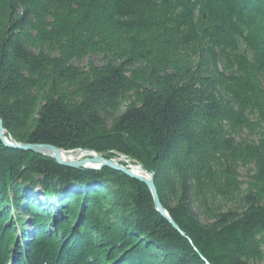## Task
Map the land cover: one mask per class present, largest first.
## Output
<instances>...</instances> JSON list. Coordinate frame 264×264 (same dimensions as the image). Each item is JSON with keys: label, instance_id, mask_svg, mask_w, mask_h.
<instances>
[{"label": "trees", "instance_id": "1", "mask_svg": "<svg viewBox=\"0 0 264 264\" xmlns=\"http://www.w3.org/2000/svg\"><path fill=\"white\" fill-rule=\"evenodd\" d=\"M0 119L180 228L0 139V264H264V0H0Z\"/></svg>", "mask_w": 264, "mask_h": 264}, {"label": "water", "instance_id": "2", "mask_svg": "<svg viewBox=\"0 0 264 264\" xmlns=\"http://www.w3.org/2000/svg\"><path fill=\"white\" fill-rule=\"evenodd\" d=\"M3 131H6V129L3 126L2 119H0V139L4 142V144L6 146L19 148V149H23L26 151H33L35 153H38V154H41L44 156L52 157V158H55L58 163L63 164V165L72 166V167L86 166V167H90V168H94V169H99L103 166H109V167H112V168L117 169L119 171H122L131 177L139 179L140 181L144 182L149 187V189L151 190L153 198H154L156 209L163 216H165L176 229L180 230L178 224H176V222L172 219L169 212L162 205V203L159 199L157 189H156V186L154 184V173L153 172L147 171V173L150 175L149 179L142 177V176L135 175L133 172H131L130 169H128V168L124 167L123 165L117 163L112 158H106V157L102 156L100 153L96 152L95 150H92L93 152H95V154H97L96 158H94V159L88 157L84 160H63V159L59 158L58 155L55 156L49 152V151H51V152H54L57 154L60 150H62L61 148H59L55 145L18 142V141H16V139L13 136H10V139H8L7 137H4ZM79 150H85V149H79ZM90 163H94V165L91 166Z\"/></svg>", "mask_w": 264, "mask_h": 264}, {"label": "bare ground", "instance_id": "3", "mask_svg": "<svg viewBox=\"0 0 264 264\" xmlns=\"http://www.w3.org/2000/svg\"><path fill=\"white\" fill-rule=\"evenodd\" d=\"M4 137H7L10 139L9 136L6 135V131H3ZM60 150L57 154L54 152L49 151L53 155H58L59 158L63 160H80L85 157H90L92 159L96 158L97 154L93 152L91 149H85V150H76V151H66V150ZM103 156V155H102ZM117 163L123 165L124 167L128 168L133 172L135 175L145 177L147 179L150 178V175L147 173V170L141 166L140 164H131L128 159H124V157L119 159H114ZM90 165H94V163H90Z\"/></svg>", "mask_w": 264, "mask_h": 264}, {"label": "rangeland", "instance_id": "4", "mask_svg": "<svg viewBox=\"0 0 264 264\" xmlns=\"http://www.w3.org/2000/svg\"><path fill=\"white\" fill-rule=\"evenodd\" d=\"M94 61H96L97 63H98V60L96 59V58H94L93 59ZM86 61H88V60H86ZM85 61V62H86ZM87 63V62H86ZM79 149H83V148H78V149H75V150H67V151H76V150H79ZM101 154V153H100ZM114 156H112V157H106L105 155H103L104 157H106V158H112V159H119V158H122V157H124V159H128L129 160V162L133 165V164H140L141 166H142V163H140L136 158H133V157H130V156H128L127 154H123V153H120V152H114ZM102 155V154H101ZM86 158H88V157H85V158H82V159H80V160H84V159H86ZM79 167H83V166H79ZM84 167H86V166H84ZM87 168H90V167H87ZM102 168V167H101ZM100 169V168H99ZM148 171V170H147ZM150 172V171H149Z\"/></svg>", "mask_w": 264, "mask_h": 264}]
</instances>
